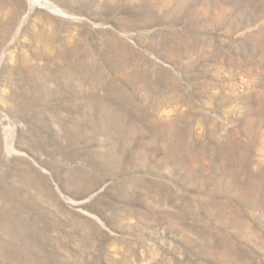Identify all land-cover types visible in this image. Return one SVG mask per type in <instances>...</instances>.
<instances>
[{
	"label": "rangeland",
	"instance_id": "obj_1",
	"mask_svg": "<svg viewBox=\"0 0 264 264\" xmlns=\"http://www.w3.org/2000/svg\"><path fill=\"white\" fill-rule=\"evenodd\" d=\"M0 264H264V0H0Z\"/></svg>",
	"mask_w": 264,
	"mask_h": 264
}]
</instances>
